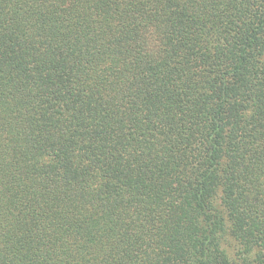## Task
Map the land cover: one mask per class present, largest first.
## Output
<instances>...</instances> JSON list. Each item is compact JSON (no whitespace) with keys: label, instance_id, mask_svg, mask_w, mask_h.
Returning a JSON list of instances; mask_svg holds the SVG:
<instances>
[{"label":"trees","instance_id":"obj_1","mask_svg":"<svg viewBox=\"0 0 264 264\" xmlns=\"http://www.w3.org/2000/svg\"><path fill=\"white\" fill-rule=\"evenodd\" d=\"M0 264H264V0H0Z\"/></svg>","mask_w":264,"mask_h":264}]
</instances>
